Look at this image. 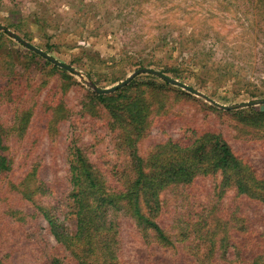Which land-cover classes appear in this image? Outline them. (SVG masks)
I'll return each instance as SVG.
<instances>
[{
	"label": "rangeland",
	"instance_id": "obj_1",
	"mask_svg": "<svg viewBox=\"0 0 264 264\" xmlns=\"http://www.w3.org/2000/svg\"><path fill=\"white\" fill-rule=\"evenodd\" d=\"M0 27L9 31L0 29L5 33H0V129L12 162V170L5 177L0 174V219L20 218L5 248L19 245L5 264H35L36 259L30 250L24 252L20 229L23 210H31L21 193L24 166L40 164L39 177L53 193L34 198L53 208L54 218L69 232L76 227L66 199L71 146L81 147L107 171V178L132 176L121 130L103 105L92 108L90 96L95 88H115L137 72L152 70L190 88L143 72L105 94L127 88V97L144 93L149 100L153 114L137 144L141 157L147 159L169 140L190 144L196 134L212 132L222 135L264 179V127L246 121L253 122L251 111L264 108V0H0ZM13 35L77 73L55 69ZM60 106L67 118L55 131L51 122ZM28 110L33 116L23 138V113ZM221 179L220 174L201 176L185 189L164 192L161 225L174 234L178 220L216 203ZM223 202L232 211L255 216L251 225L264 223L261 204L235 189L226 191ZM30 221L35 246L59 249L41 213ZM123 229L126 264L194 263L184 245L175 250L153 247L130 221ZM59 253L70 256L63 248ZM218 260L225 262L219 254Z\"/></svg>",
	"mask_w": 264,
	"mask_h": 264
},
{
	"label": "trees",
	"instance_id": "obj_2",
	"mask_svg": "<svg viewBox=\"0 0 264 264\" xmlns=\"http://www.w3.org/2000/svg\"><path fill=\"white\" fill-rule=\"evenodd\" d=\"M30 51L34 56L42 57ZM43 59L54 64L45 57ZM54 68L67 72V69L57 65ZM125 89L113 95L94 93L90 101L93 109L103 105L112 118V125L121 130L124 151L132 158V176L116 180L107 178V171L93 164L81 147L71 146L70 191L66 199L76 227L69 232L63 222L54 218L53 208L39 204L34 198L35 195L53 193L50 183L39 177L40 164L24 166L21 193L23 202L31 205V210L25 209L22 213L23 228L20 229L25 235L24 252L29 253L30 250L36 255L35 264H126L123 261V228L124 223L130 221L150 246L175 250L178 245H184L185 254L194 260L193 264H218V254L223 257L224 264H264V223L262 226L251 225L250 220L255 216L232 211L223 202L226 191L235 189L239 196L260 203L261 217H264V179L255 167L236 152L222 135L212 132L196 134L190 144L169 140L156 147L147 159L141 157L137 144L150 128L153 111L144 93L127 97L123 93ZM156 90L153 88L152 92ZM93 109L89 111L93 112ZM64 113L60 106L55 122H51L55 131L58 124L67 118ZM250 113H254L253 122L246 121L264 127V108ZM32 116V110L23 113V138ZM117 132L120 134V131ZM6 151L5 132L0 129V174L4 177V173L12 170ZM218 174L222 179L216 203L204 206L199 213L188 214L185 220H178L175 224L178 230L174 234L170 227L161 225L164 192L185 189L201 176L216 177ZM31 183L35 184L34 188L30 187ZM40 213L48 222L59 249L68 251L70 256H61L57 247L35 246L36 229L30 220ZM5 214L2 212V215ZM19 219L16 216H9L8 220L5 217L0 219V264H5L17 250L19 243L7 248L5 244L13 236L12 231Z\"/></svg>",
	"mask_w": 264,
	"mask_h": 264
},
{
	"label": "water",
	"instance_id": "obj_3",
	"mask_svg": "<svg viewBox=\"0 0 264 264\" xmlns=\"http://www.w3.org/2000/svg\"><path fill=\"white\" fill-rule=\"evenodd\" d=\"M0 29H2L3 31L9 33V31H8L7 29H4V28H2V27H0ZM13 37H14L16 40H18L19 42L23 43L26 47L30 48L32 51H34V52L40 54L41 56L45 57L47 60L53 62L55 65H57V66H59V67H61V68L67 69V70H69V71H71V72H75V73H77L75 70H73V69L70 68L69 66H67V65L61 63L60 61H58V60L52 58V57L49 56L48 54H46V53L42 52L41 50H39L38 48H36V47H34V46H32V45H30V44L24 42L22 39L18 38L17 36H14V35H13ZM143 72H146V73H150V74H154V75L160 76V77H162L163 79L167 80L168 82H171L172 84H175V85H177V86H180V87H183V88H185V89H187V90H190V88H188L187 86H185V85H183V84H181V83H179V82H177V81L170 80L169 78L164 77V76H162L161 74H159V73H157V72H155V71H152V70H145V71H142V72H137V73L134 74L132 77H130L128 80L122 82L120 85L116 86L115 88L106 89V90H102V89L95 88V90H96V92H97L98 94H111V93H114V92H116L117 90H119V89L125 87L126 85H128L129 82H130V81H131L136 75H138V74H140V73H143ZM262 103L264 104V102H262ZM228 109H233V107H232V108H228Z\"/></svg>",
	"mask_w": 264,
	"mask_h": 264
}]
</instances>
